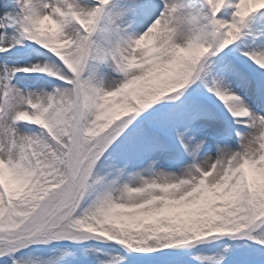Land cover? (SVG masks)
Here are the masks:
<instances>
[{
    "label": "snow or ice",
    "instance_id": "6c2138e0",
    "mask_svg": "<svg viewBox=\"0 0 264 264\" xmlns=\"http://www.w3.org/2000/svg\"><path fill=\"white\" fill-rule=\"evenodd\" d=\"M0 264H264V0H0Z\"/></svg>",
    "mask_w": 264,
    "mask_h": 264
}]
</instances>
